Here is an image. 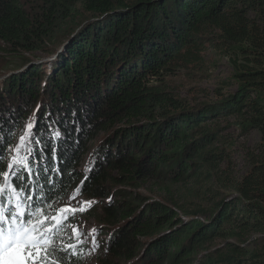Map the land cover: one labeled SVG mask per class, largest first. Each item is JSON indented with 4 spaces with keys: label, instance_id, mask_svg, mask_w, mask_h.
Masks as SVG:
<instances>
[{
    "label": "trees",
    "instance_id": "16d2710c",
    "mask_svg": "<svg viewBox=\"0 0 264 264\" xmlns=\"http://www.w3.org/2000/svg\"><path fill=\"white\" fill-rule=\"evenodd\" d=\"M203 39L220 49L229 72L214 98L195 110L171 96L170 82L177 71L199 66ZM54 40L63 45L55 57L35 65L23 58L0 86V98L14 104L0 114L4 154L13 147L6 133L18 116L13 133L38 116L46 142L54 139L44 123L49 112L62 133L56 167L63 171L46 174L33 164L39 182L29 195L46 198L47 218L58 216L53 205L75 191L74 151H83L87 134L104 131L103 167L94 159L86 193L124 188L115 192L122 203L103 210L104 224L113 228L104 253L119 257L125 248L139 264H264V0H0L4 51L48 56ZM219 121L235 137L211 128ZM252 132L259 142L239 148ZM232 152L250 165L242 175ZM7 171L3 157L0 184ZM147 178L214 188L187 206L133 193ZM67 219L55 241L71 235L67 225L75 217ZM130 239L139 240L135 253ZM74 246L61 253L64 264H84L86 247ZM50 261L58 264L54 255Z\"/></svg>",
    "mask_w": 264,
    "mask_h": 264
},
{
    "label": "rangeland",
    "instance_id": "374dc122",
    "mask_svg": "<svg viewBox=\"0 0 264 264\" xmlns=\"http://www.w3.org/2000/svg\"><path fill=\"white\" fill-rule=\"evenodd\" d=\"M50 44L49 49L55 47V50H57L60 45H56L57 43L55 40ZM42 55L43 54L39 52L27 54L22 51H17L12 55L0 47V86H2L3 81L11 74V71H16L23 58L31 59V61L36 63L47 57ZM50 60L51 59L47 62ZM228 72V61L225 59L220 49L212 48L207 45V42H205L199 66L193 65V67L189 66L186 69H181L177 71L176 73L178 74L172 78L170 82L171 96L177 98V100L188 106L190 109H201L204 104L214 98L217 93L216 90L220 87L219 83L222 82ZM1 98H3L4 104L1 105L2 102H0V114L9 113L12 108H14L12 100L10 101L5 94H3ZM40 101L43 102V99L41 98ZM16 121L17 123L6 133L5 141L9 142L10 146L11 144L13 145L12 148L9 147L7 149V151L10 152V155L4 154V160L7 166L12 160L14 145L19 142L22 136L27 139V134L25 133L26 130L23 128L22 130L18 129L14 133L12 132L17 128V125H20L21 120H19V116L16 117ZM212 122L214 121L209 120L206 124L211 125ZM215 124L216 126L214 125V127L211 128L216 129L218 135L222 136V138L226 139L227 135L235 137L233 130L230 127L228 128L224 122L219 121ZM106 135V132L99 131L94 137L89 139V133L85 137V139L89 141L86 143L85 147H83V151L79 153V155L77 150L74 151L75 160L71 165L72 168L74 167L73 171L76 176V178L73 179L75 191L71 197L58 201L53 205L55 214L59 213L62 215V213H60L61 209L75 210L69 211L67 215V218L75 217L74 224L67 225V230L71 232V235L65 233L54 243L61 249H67L68 245H76V243L78 245H84L86 247L84 250V264H133L135 260H138L137 263L139 264L140 259L135 256L132 260L128 259V254L125 251V248L119 252V257L109 256L104 253V250L101 248V246L103 247L105 243H108L111 240L110 236L113 233V228L103 222V210L104 208H109L115 204L122 203L123 199L118 198L119 196L115 195V192L124 188H122V186H109L106 188L108 193L103 196L100 195L99 192L93 193L91 191L86 193L91 185L89 178L95 169L94 159L97 158V160L100 161V166L103 167L104 152L98 151L101 150ZM239 142L241 143L239 148L252 150L253 146L259 142V136L256 132H252L248 136L240 139ZM230 154L233 169H235L236 172L242 175L249 169V163L240 152H232ZM89 169H91L90 172L88 171ZM86 175L89 178L85 181ZM81 181H85V183L81 185ZM141 183V189L131 188L133 193L143 195L150 200L162 202L172 201L187 206L193 204L190 202L199 203V200L202 197H206L205 200L208 199L212 193L210 189L214 188V184L203 183L201 181L173 184L169 180L155 181L147 178L142 180ZM198 195H201L202 197ZM85 202L91 203L86 204ZM67 218L64 222L68 220ZM48 222L51 223L52 220L48 219ZM138 241V239L129 240L127 245L132 243V245L135 246L131 251L132 253H135L138 248ZM30 251H32L33 256L37 255L35 250L30 249ZM29 264H37V261L29 260ZM49 264H51V261Z\"/></svg>",
    "mask_w": 264,
    "mask_h": 264
},
{
    "label": "snow or ice",
    "instance_id": "6c2138e0",
    "mask_svg": "<svg viewBox=\"0 0 264 264\" xmlns=\"http://www.w3.org/2000/svg\"><path fill=\"white\" fill-rule=\"evenodd\" d=\"M44 123L47 125V132H54V139H48L46 142V138L38 127L39 117L36 116L30 124L26 125L27 139L23 136L20 138L13 151L8 171L2 176L4 183L0 184V264H29V260H35L37 264H49L53 255L58 264H64V256L61 253L67 254V249L57 248L54 246V241L68 212L75 210L61 209L62 215L58 213V216L51 218L50 223L42 212L46 198H40L38 202L35 197L29 195L32 184L38 185L39 182L40 168L34 169L33 164L41 165L46 174L49 172L59 174L63 171L56 167V161L60 158L56 145L59 144L62 133L53 128L56 121L53 120L50 112L45 114ZM37 150L40 152L39 156H35ZM45 152L48 153L47 158ZM3 157L4 150L0 146V162ZM88 171L90 172L91 169ZM88 178L86 175L85 181ZM85 181H81V185ZM45 182L50 183L51 178L45 177ZM38 208L41 212L39 219H36ZM6 223L7 227H5ZM67 247L75 248L74 245ZM30 249L35 250L37 255L33 256Z\"/></svg>",
    "mask_w": 264,
    "mask_h": 264
},
{
    "label": "water",
    "instance_id": "95a60500",
    "mask_svg": "<svg viewBox=\"0 0 264 264\" xmlns=\"http://www.w3.org/2000/svg\"><path fill=\"white\" fill-rule=\"evenodd\" d=\"M59 48L57 50H55V48L52 50V53L51 54H48L47 57L43 58L42 60H39L37 61L36 63L37 64H43L45 63L46 61H48L49 59L55 57L59 52H60V49L63 47L62 45V42L59 43ZM58 45V44H57ZM36 63H32L31 65H35Z\"/></svg>",
    "mask_w": 264,
    "mask_h": 264
}]
</instances>
